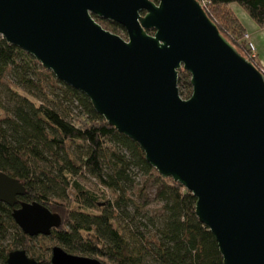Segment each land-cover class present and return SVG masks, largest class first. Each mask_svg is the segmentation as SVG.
<instances>
[{
	"label": "water",
	"instance_id": "water-1",
	"mask_svg": "<svg viewBox=\"0 0 264 264\" xmlns=\"http://www.w3.org/2000/svg\"><path fill=\"white\" fill-rule=\"evenodd\" d=\"M0 34L84 92L152 166L196 196L225 264H264V74L199 0H0ZM181 69L191 74L189 98ZM25 193L0 171V201L15 207ZM13 217L30 236L62 223L38 201H22ZM51 251L53 264H105L60 245ZM8 264L41 262L16 249Z\"/></svg>",
	"mask_w": 264,
	"mask_h": 264
},
{
	"label": "trees",
	"instance_id": "trees-1",
	"mask_svg": "<svg viewBox=\"0 0 264 264\" xmlns=\"http://www.w3.org/2000/svg\"><path fill=\"white\" fill-rule=\"evenodd\" d=\"M233 3L264 29V0H207L204 9L264 74L259 53L253 57L242 41L248 30ZM95 18L127 36L120 23ZM179 88L183 98L193 92L184 69ZM0 171L26 188L15 207L38 201L62 217L51 235L30 236L15 221V207L0 201V264L16 249L53 264L54 245L111 264H225L215 235L198 217L196 196L152 166L142 146L110 125L84 92L1 34ZM89 178L99 192L82 182Z\"/></svg>",
	"mask_w": 264,
	"mask_h": 264
},
{
	"label": "rangeland",
	"instance_id": "rangeland-1",
	"mask_svg": "<svg viewBox=\"0 0 264 264\" xmlns=\"http://www.w3.org/2000/svg\"><path fill=\"white\" fill-rule=\"evenodd\" d=\"M235 13L238 15L239 20L245 25L250 35L251 41H253L259 49L261 59L264 61V29L259 27L255 20L250 16V14L238 3H233L231 5ZM242 41L248 42L247 36L242 39ZM258 52V51H257ZM243 55V54H242ZM82 182L92 190L97 192L100 191V185L92 179H82ZM119 225V224H118ZM40 244H36V248L39 249ZM100 260L105 262V264H111L105 258Z\"/></svg>",
	"mask_w": 264,
	"mask_h": 264
},
{
	"label": "built area",
	"instance_id": "built-area-1",
	"mask_svg": "<svg viewBox=\"0 0 264 264\" xmlns=\"http://www.w3.org/2000/svg\"><path fill=\"white\" fill-rule=\"evenodd\" d=\"M200 3L203 5V7L207 4V0H199ZM247 36V39H248V45L252 51V56L255 57L258 52H257V47L256 45L250 40V36L249 34L246 35Z\"/></svg>",
	"mask_w": 264,
	"mask_h": 264
},
{
	"label": "crops",
	"instance_id": "crops-1",
	"mask_svg": "<svg viewBox=\"0 0 264 264\" xmlns=\"http://www.w3.org/2000/svg\"><path fill=\"white\" fill-rule=\"evenodd\" d=\"M250 36V35H249ZM251 40V39H250ZM253 42V41H252ZM254 43V42H253ZM255 44V43H254ZM256 45V44H255ZM257 47V46H256ZM257 51H258V53H259V49H258V47H257ZM259 56H260V53H259ZM260 59H261V56H260ZM262 60V59H261ZM263 61V60H262ZM263 63H264V61H263Z\"/></svg>",
	"mask_w": 264,
	"mask_h": 264
}]
</instances>
